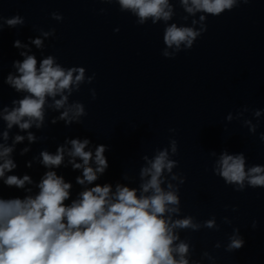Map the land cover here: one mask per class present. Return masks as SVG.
Masks as SVG:
<instances>
[{
	"label": "water",
	"instance_id": "obj_1",
	"mask_svg": "<svg viewBox=\"0 0 264 264\" xmlns=\"http://www.w3.org/2000/svg\"><path fill=\"white\" fill-rule=\"evenodd\" d=\"M165 11L168 20L140 23L118 0H0V151L12 149L0 164L10 159L16 165L0 178V198H35L48 171L71 184L67 206L96 185H109L113 199L118 187L135 190L138 199L151 197L154 190L143 187L164 153L159 186L178 200L162 214L175 264H264V186L249 183V170L264 168V0H236L219 15L189 13L183 0H168ZM16 17L22 23L9 26ZM173 24L199 33L191 48L165 44ZM27 55L37 68L49 56L65 70L83 67L84 78L45 97L42 121L24 117L29 128L8 127L4 117L30 94L5 80L20 75L14 62ZM72 139L90 141L84 151L92 153L93 170L96 148L105 146L108 168L91 184L77 183L83 167L73 163L83 161L69 155ZM60 146L62 163L45 167L41 153L54 155ZM222 154H243V182L220 175ZM25 175L31 183L23 187L4 182ZM233 241L243 245L232 247Z\"/></svg>",
	"mask_w": 264,
	"mask_h": 264
},
{
	"label": "clouds",
	"instance_id": "obj_2",
	"mask_svg": "<svg viewBox=\"0 0 264 264\" xmlns=\"http://www.w3.org/2000/svg\"><path fill=\"white\" fill-rule=\"evenodd\" d=\"M121 9H130L144 23L148 17L155 20L170 18L168 0H118ZM189 13L204 11L213 15L221 14L225 9H232L236 0H183ZM203 20L204 17H201ZM19 17L9 19L7 24L15 26L21 24ZM198 32L191 28H177L175 24L167 27L164 42L168 46L179 48L182 42L191 48ZM33 43L39 47L40 39ZM14 47L19 48L20 42L15 41ZM22 56L26 55L21 53ZM167 55V53H165ZM19 72L18 77L9 75L5 83L17 91H26L30 95L19 101V107L6 115L8 127L18 124L21 129L30 126V120L21 123L24 117L43 119V105L45 97H54L70 85H78L84 78L83 67L63 69L54 65L51 56L43 59L37 68V60L27 55L20 62H14ZM78 73L73 78V73ZM67 97L56 101V107L63 106ZM15 103V102H14ZM83 109L77 105L76 113ZM67 112L61 115V119ZM70 123V121H66ZM7 134H5L6 136ZM21 140L22 137H16ZM29 139H32L29 136ZM69 155L80 157L83 164L73 163L74 169L83 167V178L77 177V183L89 184L97 180V173H103L108 168V161L104 157V145H98L95 151L96 169L89 167L91 152H85L90 143L88 139L80 141L72 139ZM12 151L4 148L0 151V159ZM64 147L57 148L56 154L42 152V163L45 167H58L63 160ZM166 156L161 153L152 168L154 173L143 191L154 190L151 197L137 198L135 190L127 187L117 188L114 199L110 197L109 185H96L90 190L80 193L79 201H73L70 206L64 204L69 198L70 183H66L56 172L48 171L38 185L39 194L35 198H0V264H175L170 255L169 245L172 236L166 229L162 218L166 204L178 203L177 197L171 193H164L158 177L164 168ZM70 163H72L70 161ZM220 175L226 182H243L246 178L245 158L243 154H222L220 159ZM16 165L10 159H4L0 164V178L5 171H11ZM171 168V164L167 165ZM264 168L259 166L249 170V183L253 186H264V175L251 176L261 173ZM7 186L23 187L25 182L31 183L25 175L22 179L9 176L5 179ZM181 227H186L189 221H180ZM211 226V225H209ZM243 241H233L232 247L239 248ZM181 253L186 247L181 245ZM180 264H187L181 260Z\"/></svg>",
	"mask_w": 264,
	"mask_h": 264
}]
</instances>
